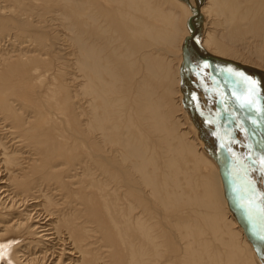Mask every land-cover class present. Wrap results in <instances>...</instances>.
Wrapping results in <instances>:
<instances>
[{"label":"bare ground","instance_id":"bare-ground-1","mask_svg":"<svg viewBox=\"0 0 264 264\" xmlns=\"http://www.w3.org/2000/svg\"><path fill=\"white\" fill-rule=\"evenodd\" d=\"M223 67L264 85V0H0V264L264 263L244 140L211 153L213 101L264 150Z\"/></svg>","mask_w":264,"mask_h":264},{"label":"rangeland","instance_id":"rangeland-1","mask_svg":"<svg viewBox=\"0 0 264 264\" xmlns=\"http://www.w3.org/2000/svg\"><path fill=\"white\" fill-rule=\"evenodd\" d=\"M188 49L190 50V52H191V49L188 47ZM183 58L184 57H182V60H183ZM189 58H190V60H189V62H188V64H187V67H188V69H194V67L195 68H197V69H200V68H202L203 67V65L201 64V61L198 59V57H195L193 54H190L189 55ZM222 68V67H221ZM226 69V68H225ZM229 70H231L230 68H228ZM201 70H203V68L201 69ZM204 70H206V69H204ZM223 71H224V67H223ZM227 71V76L230 78V79H232L234 82V86H236L237 88H238V86H239V88L240 89H243V91L244 92H241L242 90H240L239 88H238V92L236 91V93H237V95H241V99L243 100H239V99H237V101H238V103L240 104V105H238L239 107H243V109H244V111H248V113H250V118H252L253 117V115L252 114H254V116L256 115V116H258L261 120H263L264 121V85H261V86H259L258 85V83L260 84L261 83V81L260 80H258V77L255 75V74H253V73H247V75L246 76H248V78H250V79H253V80H258V82H257V86H256V88H255V91L253 92V91H251V86L247 83V82H245V80L242 78V77H240V81L239 80H237L238 79V75H236L235 74V76L232 74V71H228L227 69L224 71V72H226ZM237 72V71H236ZM239 73H241V72H239ZM204 75H206V72H204ZM251 75V76H250ZM189 77H192L191 78V80H192V82H190V84H189V89H190V91H192V92H194V93H196V90L197 89H199L200 91H201V94H202V96H203V99L206 101V99H210V98H212L211 96H213L214 95V92H215V94H216V88H215V86L213 85V88H212V83L210 82V81H208V79H204V81L206 82L205 84H199L198 82H199V79L197 78V76H196V74H192V73H190L189 75H188ZM236 76H237V79H236ZM245 76V77H246ZM188 79V78H187ZM239 81V82H238ZM221 84H222V86H223V82H221ZM229 84V85H228ZM227 84V88H229V90L231 91V90H233L232 89V87H231V84L230 83H228ZM241 84V85H240ZM204 88H205V90H204ZM260 88H262V90L260 89ZM208 91H210V92H208ZM214 91V92H213ZM234 91V90H233ZM263 91V92H262ZM188 93V95L189 94H191L190 92H187ZM244 93V94H243ZM183 94V93H182ZM184 94L186 95V97L188 98V95L186 94V92H184ZM245 95H247V97L245 96ZM206 96L208 97V98H206ZM249 96V97H248ZM191 98V97H190ZM193 98V97H192ZM216 98V97H215ZM245 98V99H244ZM247 98H248V100H251L252 101V103L251 104H246L245 103V101L247 100ZM261 102V103H260ZM213 104L212 105H210V107H211V109H212V112H213V114H210V116H209V114H207L209 117H212L213 115L216 117V119L219 121H217L219 124H221L222 125V127H221V130H220V126L218 127V123L216 122V120L214 119L213 120V122L214 123H216V128H215V125L213 124V123H210L211 121L209 120V118H208V116L206 117L205 116V119H207V122H208V120H209V122H208V128H209V130L211 131L212 129L214 130L213 132H215V129H217V131H216V133H217V135L216 136H212V138L215 140L214 141V144H213V146H215V147H217V148H215L214 149V147H211V153L213 152L214 154H215V156H217L218 155V145H220L219 143H221L220 141L221 140H224L225 142H226V144H227V146L228 147H230V143L231 142H233V140H234V138L235 139H240V137H242L243 138V140H244V143H245V145L244 144H241V152H240V154L242 155V157H241V155L240 154H236V158H237V161L235 162V169H233L232 167L234 166V165H232L231 163H229V168L232 170V172H234V177H235V182L237 183V184H239V185H241V186H243V188L249 183L248 182V179L250 178L251 179V182L252 183H254L257 187H253L251 184H249L248 186L250 187V191L251 192H253V194H255V198H257V200H263V202H264V170L262 169V168H264V163L262 164L261 162L262 161H264V150L263 149H259L258 148V150H260L259 151V153H261L260 155H261V162L259 161V159L257 158V156H254L255 155V153H254V151H255V149H250L249 148V146H248V141H246L245 140V136H244V134L239 130L240 128L234 123V127H233V129L234 130H230V126H229V128H228V126L226 125V122L225 121H227V119L226 118H223V114L222 113H220L219 112V107L216 105V102L215 101H213L212 102ZM200 106H201V104H200ZM202 107V106H201ZM200 107V108H201ZM249 108V109H248ZM201 110H202V108H201ZM260 114V115H259ZM252 116V117H251ZM212 118H214V117H212ZM248 119V118H247ZM253 121H254V119H252ZM251 121V120H250ZM253 121H251V126H252V128L259 134V135H261V137H264V129L263 128H261V126H260V123L259 124H257V125H254L255 123L253 122ZM204 123V122H203ZM210 124H211V126H210ZM231 125V124H230ZM264 124L262 123V126H263ZM231 126H233V125H231ZM264 127V126H263ZM205 128H207L206 126H205ZM215 128V129H214ZM223 129V130H222ZM238 132V133H237ZM215 133V134H216ZM219 134H220V136H219ZM214 135V134H213ZM237 136V137H236ZM218 140H220V141H218V145L215 143V142H217ZM247 142V143H246ZM243 145H244V147H243ZM246 146V147H245ZM224 150V149H223ZM222 150V154L223 155H225L226 154V156H225V158L227 157V153L225 152V151H223ZM227 152H230V151H227ZM254 155H253V154ZM251 154H252V156H251ZM239 157V158H238ZM252 157V158H251ZM263 158V159H262ZM243 161H242V160ZM226 160H229V159H227L226 158ZM253 161L255 162V164L257 165H255V167H254V163H253ZM230 162V161H229ZM241 162H243L242 164H244L245 166V168L244 167H242V168H239V166L241 167L242 166V164H241ZM261 163V164H260ZM251 166V167H250ZM260 166H262V167H260ZM247 167V168H246ZM259 167V168H258ZM253 169H254V171H255V173H253ZM261 169V170H260ZM230 170V171H231ZM250 170V171H249ZM229 171V170H228ZM229 171V172H230ZM238 171H239V173H238ZM248 173H247V172ZM251 172V173H250ZM260 172V173H259ZM236 173V174H235ZM257 174V175H256ZM261 174V175H260ZM263 175V176H262ZM263 182V183H262ZM260 183V184H259ZM259 187H261V188H259ZM248 191V190H247ZM259 192L261 193L262 192V196L259 194ZM250 193V192H249ZM256 200V199H255ZM253 225V227H251L250 229L251 230H253V232H255V234H256V238H257V240H258V242L260 243V241H261V239L259 238L260 237V235L262 234V233H260V231L262 232L263 231V234H264V228H262V227H260V225H258L257 226V228H258V230H257V228H255L256 227V225L255 224H253L252 222H251V226ZM255 230V231H254ZM260 230V231H259ZM258 231V232H257ZM257 232V233H256ZM258 234V235H257ZM260 239V240H259ZM262 242V241H261ZM262 246H264V241L262 242ZM263 251H264V247H263ZM262 252V251H261ZM256 256H257V258H258V260H259V263L260 264H264L263 263V260H261V258L258 256V254L256 253Z\"/></svg>","mask_w":264,"mask_h":264},{"label":"snow or ice","instance_id":"snow-or-ice-1","mask_svg":"<svg viewBox=\"0 0 264 264\" xmlns=\"http://www.w3.org/2000/svg\"><path fill=\"white\" fill-rule=\"evenodd\" d=\"M231 71V70H229ZM236 75L242 77L245 82H247L250 86H251V91H255V88L257 86V81L253 80V79H250L248 77H245L243 73H236ZM246 104H251L252 101L251 100H246L245 101ZM262 163H264V161H262ZM262 241H264V234H261L260 237H259Z\"/></svg>","mask_w":264,"mask_h":264},{"label":"water","instance_id":"water-1","mask_svg":"<svg viewBox=\"0 0 264 264\" xmlns=\"http://www.w3.org/2000/svg\"><path fill=\"white\" fill-rule=\"evenodd\" d=\"M195 15H196V13H197V8L194 10V12H193Z\"/></svg>","mask_w":264,"mask_h":264}]
</instances>
